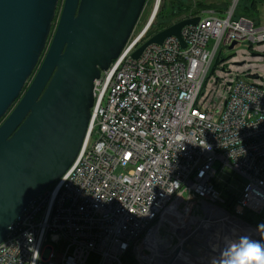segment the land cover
I'll use <instances>...</instances> for the list:
<instances>
[{
	"label": "built area",
	"instance_id": "1",
	"mask_svg": "<svg viewBox=\"0 0 264 264\" xmlns=\"http://www.w3.org/2000/svg\"><path fill=\"white\" fill-rule=\"evenodd\" d=\"M238 1L196 15L181 30L185 46L169 36L133 58L155 33L129 39L94 81L74 163L9 226L0 264H92L91 254L95 264H194L202 249L220 254L231 231L221 211L264 245V227L244 219L264 209V76L226 59L247 46L249 63L264 70L255 50L264 23L235 16ZM217 69L224 91L205 96ZM228 170L244 178L231 198L215 181ZM61 239L67 246L55 253Z\"/></svg>",
	"mask_w": 264,
	"mask_h": 264
},
{
	"label": "water",
	"instance_id": "2",
	"mask_svg": "<svg viewBox=\"0 0 264 264\" xmlns=\"http://www.w3.org/2000/svg\"><path fill=\"white\" fill-rule=\"evenodd\" d=\"M59 2L0 0V242L74 163L88 134L94 81L129 41L147 0H63L52 32ZM198 21L178 20L132 57L169 36L185 46L182 28Z\"/></svg>",
	"mask_w": 264,
	"mask_h": 264
},
{
	"label": "rangeland",
	"instance_id": "3",
	"mask_svg": "<svg viewBox=\"0 0 264 264\" xmlns=\"http://www.w3.org/2000/svg\"><path fill=\"white\" fill-rule=\"evenodd\" d=\"M177 1L183 3L182 7L187 6V5H191V8L188 9L187 11L183 12L179 16L174 17V20L178 19L179 17L183 18V17H185V15L192 13V11H195L193 9L196 7L197 3L203 2L202 0H160L159 8H158L153 20L150 23V20L152 18V14H153L154 9H155L156 0H147L145 7H144V10H143V12H142V14L138 20L136 27L134 28V31H133L130 39L134 40V39L139 38L142 35L146 36L148 34L153 33V31L157 27L158 21H160L161 18H163L165 15H167V13L172 12L173 9L175 8V6L179 5V3ZM232 1L233 0H205L204 2L206 4H212V5H210V6H212V8L204 9V10H212V11L221 13L229 7V4H231ZM62 4H63V0H60L58 7H57V14H56V18L54 20L52 32L54 31V28L57 24L58 17H59L61 8H62ZM236 13L239 14V5L236 8ZM255 20L259 21L260 23H264V4L259 5L258 18ZM255 50L264 51V44H260L258 46H255ZM249 58H250V56H249V50H248L247 46L241 45V46H237V47L230 49V50L228 49L226 51V59H228V60H231V59L232 60H247V62L243 65L244 68H250L251 70L257 71L264 76V70H262L261 67L257 68L256 66L251 65L249 63ZM221 74H222V72L219 71V69H217L214 72V74L208 76V79L206 82V87H205V89H206L205 96L208 95L209 93L212 94V92H211L212 88L217 93H220V94L223 93L224 84L221 83L220 81L216 82V77L222 76ZM222 77H224V76H222ZM215 181H216V183L219 184V186L222 188V190H224V192L226 190V191H230L232 193H235L237 191V189L241 187L239 182L240 181L244 182V178L241 175L228 170L224 173H220L219 176L216 177ZM248 217H250L252 219V221L255 222L256 224H259V225L264 227V221L262 220L264 218V209L262 210L260 216L257 214L249 213ZM252 232H253L254 236L250 240L251 241L250 243H253L254 239H255L254 229H252ZM225 234H227V233H225ZM224 237L226 238V236H224ZM224 242L229 243V244H230V242L236 243V247L238 246V249L240 247H242L241 245L243 244L242 241L240 240L239 235H236V238L233 237L232 240L230 239V237H228V239H225ZM66 246H67L66 240L61 239L59 242L54 244V252L55 253L63 252L65 250ZM219 248L223 254L221 256L220 260L225 261L227 264L229 258L232 256V254L226 252V250L224 248V243L222 244V247L219 246ZM88 262L95 264L97 262V256L95 254H91Z\"/></svg>",
	"mask_w": 264,
	"mask_h": 264
},
{
	"label": "bare ground",
	"instance_id": "4",
	"mask_svg": "<svg viewBox=\"0 0 264 264\" xmlns=\"http://www.w3.org/2000/svg\"><path fill=\"white\" fill-rule=\"evenodd\" d=\"M157 3V7L155 8L154 11L158 10L159 8V3L160 0L156 1ZM157 12V11H156ZM220 216H222V220L224 222L225 228L230 227L231 231H225L224 236H226L225 239H228V237H230V239L232 240V238L234 237V235H239L241 237V241H242V245L244 246L245 244L250 243L253 235L252 229L248 226H246L244 223L240 222L239 219L229 215L226 212L221 211L219 213ZM224 243V248L226 250L227 253L233 254L238 250V246L236 247V243H225L224 242V238H219V242L217 243L219 246H221ZM235 246V247H234ZM222 247V246H221ZM219 253L218 257L216 256L217 252L215 251H211L208 252L205 249L201 250V252L198 254H196L195 257V261L194 264H226L225 261H221V256L223 255L220 248H219Z\"/></svg>",
	"mask_w": 264,
	"mask_h": 264
},
{
	"label": "trees",
	"instance_id": "5",
	"mask_svg": "<svg viewBox=\"0 0 264 264\" xmlns=\"http://www.w3.org/2000/svg\"><path fill=\"white\" fill-rule=\"evenodd\" d=\"M202 1L203 2L197 3L196 7L193 9L195 11H192V13L185 15V17H183V18H188L190 16H196L202 10L212 8V6H210L212 4H206L204 2L205 0H202ZM177 2L179 3V5L175 6V8L173 9L172 12L167 13V15H165L163 18L160 19V21H158L157 27L153 31V33H156L158 31L168 27L169 25L177 22L178 20H181L182 17H179L178 19H175V20H174V17L179 16L180 14H182L183 12H185L191 8V5H187V6L182 7L183 3L179 2V1H177ZM262 4H264V0H239L237 3V6L239 5V14L236 13V10H235V16H243V17H246V18L253 20L256 24H259L260 22L256 21L255 19L258 18L259 5H262ZM237 6H236V8H237ZM153 33H151V34H153ZM151 34H148L147 36H149ZM227 194L229 195V198L232 197V193L230 191H228ZM229 209H231V208L229 207ZM244 219L250 223H253L252 219L248 216H246Z\"/></svg>",
	"mask_w": 264,
	"mask_h": 264
},
{
	"label": "clouds",
	"instance_id": "6",
	"mask_svg": "<svg viewBox=\"0 0 264 264\" xmlns=\"http://www.w3.org/2000/svg\"><path fill=\"white\" fill-rule=\"evenodd\" d=\"M227 264H264V245L245 244L232 254Z\"/></svg>",
	"mask_w": 264,
	"mask_h": 264
},
{
	"label": "flooded vegetation",
	"instance_id": "7",
	"mask_svg": "<svg viewBox=\"0 0 264 264\" xmlns=\"http://www.w3.org/2000/svg\"><path fill=\"white\" fill-rule=\"evenodd\" d=\"M253 58L257 59V58H259V57H253ZM263 59H264V58H263Z\"/></svg>",
	"mask_w": 264,
	"mask_h": 264
}]
</instances>
